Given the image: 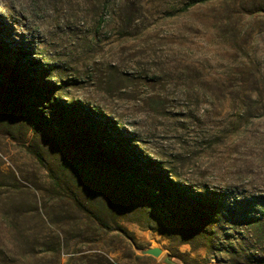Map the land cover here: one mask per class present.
Masks as SVG:
<instances>
[{
  "label": "rangeland",
  "instance_id": "374dc122",
  "mask_svg": "<svg viewBox=\"0 0 264 264\" xmlns=\"http://www.w3.org/2000/svg\"><path fill=\"white\" fill-rule=\"evenodd\" d=\"M120 1L0 0V264H257L261 233L184 232L164 166L264 193V0Z\"/></svg>",
  "mask_w": 264,
  "mask_h": 264
},
{
  "label": "trees",
  "instance_id": "16d2710c",
  "mask_svg": "<svg viewBox=\"0 0 264 264\" xmlns=\"http://www.w3.org/2000/svg\"><path fill=\"white\" fill-rule=\"evenodd\" d=\"M212 1L213 0H186L184 10L188 11L198 5L208 4ZM137 4L136 8L135 3L132 0L120 1L119 9L123 12H128V23H135L138 21L139 13L146 8L144 0H138ZM124 35L134 36L136 33L128 32ZM206 97L207 101H205V103H207L209 107L212 106L214 99L208 93ZM236 100L239 101L240 105L234 107L236 108V113L233 115L235 120L232 122V125H250L252 118L261 116L258 113V110L263 107L258 105L262 104V97L249 95L245 98V100H242L240 97H230L231 103L236 102ZM208 111L209 110H207V112ZM91 116L89 119L93 120ZM180 116L183 120L193 118L184 112L181 113ZM180 128H184V126H181ZM184 146L187 147L188 144L186 143ZM185 147H180L179 149L184 151V154L187 152ZM181 151L171 153L170 156H176V154H178L180 157L182 156L179 154ZM125 154L126 156H129L128 159L130 158L131 162L138 159L136 154H134L133 149H130ZM164 162L168 161H159L160 164H163ZM164 168L167 173V179H165L166 181L164 182L173 186L177 193L188 199L193 206L184 208L179 214L175 213L179 217L178 220H182V222H184L183 227L185 228L183 230L185 233H192L197 237L202 236L203 238H208L211 227L217 226L229 234V237L232 239L233 233L230 231L238 232L240 230L239 228H241V230L245 229L249 232L256 231L264 236V193H252L250 189L253 188V186L250 184V181L241 185L237 183H228L223 186V190H218L211 186V183L206 180L203 175L199 180H196L195 183H193L190 179H186L183 182L186 189L183 190L180 188L181 181L176 179V177H179L180 174L167 169L165 166ZM156 201L159 202V200ZM153 202L155 201L153 200ZM241 232L243 234V231ZM226 233H224V235ZM237 234L238 233H236V235ZM187 242L192 244L190 241ZM257 258V264H264V255H257ZM106 260L108 264H114L111 260L107 258Z\"/></svg>",
  "mask_w": 264,
  "mask_h": 264
},
{
  "label": "water",
  "instance_id": "95a60500",
  "mask_svg": "<svg viewBox=\"0 0 264 264\" xmlns=\"http://www.w3.org/2000/svg\"><path fill=\"white\" fill-rule=\"evenodd\" d=\"M141 253L143 255H152L155 257H159L162 254V249L159 247H150L147 249H141Z\"/></svg>",
  "mask_w": 264,
  "mask_h": 264
}]
</instances>
